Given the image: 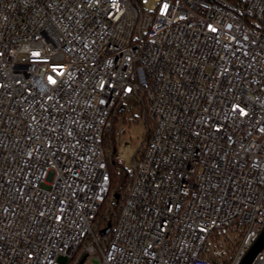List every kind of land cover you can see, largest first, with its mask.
<instances>
[{"label": "built area", "instance_id": "obj_1", "mask_svg": "<svg viewBox=\"0 0 264 264\" xmlns=\"http://www.w3.org/2000/svg\"><path fill=\"white\" fill-rule=\"evenodd\" d=\"M145 3L0 0V264H236L261 232L264 0ZM130 98L154 126L102 234L103 138Z\"/></svg>", "mask_w": 264, "mask_h": 264}, {"label": "trees", "instance_id": "obj_2", "mask_svg": "<svg viewBox=\"0 0 264 264\" xmlns=\"http://www.w3.org/2000/svg\"><path fill=\"white\" fill-rule=\"evenodd\" d=\"M236 1V0H232ZM139 108L143 112L146 110V105L137 102ZM125 111V107L120 108L117 113L112 117V127L105 133L103 138V143L106 148L109 168L111 172V187L110 193L107 197L106 202L102 205L101 210L98 213L96 226L100 230L104 229L108 225L113 227L119 216L122 203L124 201L128 185L131 181V171L123 166L120 160L116 157L117 146H116V136H115V125L118 120L119 114ZM148 125L147 137L143 144V147L150 136L154 123L150 118L145 119ZM142 147V149H143ZM141 149V151H142ZM140 151V152H141ZM243 233H239L238 228H228L221 231L215 232L208 245V255L212 260H222L230 261L232 256L239 246ZM221 249L222 254L216 255L215 250Z\"/></svg>", "mask_w": 264, "mask_h": 264}, {"label": "rangeland", "instance_id": "obj_3", "mask_svg": "<svg viewBox=\"0 0 264 264\" xmlns=\"http://www.w3.org/2000/svg\"><path fill=\"white\" fill-rule=\"evenodd\" d=\"M157 0H146L145 6L151 9ZM148 125L143 118L137 101L130 98L125 103V111L119 114L115 125L116 157L131 171L135 158L140 154L147 137ZM96 228V226H95ZM84 264H97L94 257H88Z\"/></svg>", "mask_w": 264, "mask_h": 264}, {"label": "water", "instance_id": "obj_4", "mask_svg": "<svg viewBox=\"0 0 264 264\" xmlns=\"http://www.w3.org/2000/svg\"><path fill=\"white\" fill-rule=\"evenodd\" d=\"M111 230V225H108L101 230L102 234H106ZM264 248V226L259 233L257 239L248 247L242 258L236 264H251L256 255L262 251ZM86 256H84L78 264H84L86 261Z\"/></svg>", "mask_w": 264, "mask_h": 264}]
</instances>
